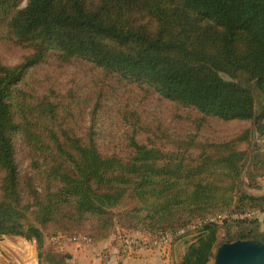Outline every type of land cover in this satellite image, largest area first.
<instances>
[{"label": "trees", "instance_id": "1", "mask_svg": "<svg viewBox=\"0 0 264 264\" xmlns=\"http://www.w3.org/2000/svg\"><path fill=\"white\" fill-rule=\"evenodd\" d=\"M19 3L0 0V44L22 52L13 65L0 58V237L34 240L43 264L67 259L43 247L46 229L63 226L55 235L71 237L76 233L68 234L66 225L87 222L96 227L92 241L114 234L115 220L153 236L183 229L173 239L184 245L180 264H208L220 230L218 245L264 244L254 219L206 220L264 207V196L239 189L249 153L247 186L258 188L257 178L264 179V142L251 145L264 140V0ZM74 63L97 72L98 88L106 81L146 86L195 131L172 135L127 105L120 137L95 129L94 111L85 122L87 97L82 102L77 90L37 78L53 64ZM239 74L253 89L237 82ZM210 120L251 121L252 127L214 140L200 131ZM16 150L31 173L19 172ZM192 224L197 235L188 239Z\"/></svg>", "mask_w": 264, "mask_h": 264}, {"label": "rangeland", "instance_id": "2", "mask_svg": "<svg viewBox=\"0 0 264 264\" xmlns=\"http://www.w3.org/2000/svg\"><path fill=\"white\" fill-rule=\"evenodd\" d=\"M27 0H20L19 8H22L26 5ZM22 56V52L14 49L10 46L0 44V58L3 63L8 65L16 64ZM47 73V74H46ZM97 72L92 68L86 65L79 63H74L72 65L65 66L63 68L59 67L56 64L50 66L48 70L38 71L37 78L45 86L56 85L61 90L66 89H75L78 94H81L82 102L87 97L88 104L85 107V122L90 123V114L92 111L95 113V129L111 131L115 134L116 137H120L121 134L126 130V125L124 120L121 118V110L124 105H127V110H133L141 118L144 123H148L155 126H160L162 129L168 130L172 135L181 136L188 132H194L196 126L189 120H186L185 116L178 109L174 108L170 103L163 101L156 93L146 89V86H129L122 84H112L109 81H106L107 86L98 88L97 80L94 79V75ZM93 80V82H92ZM237 82L240 84L253 89V86L248 82L247 78L243 74L237 76ZM58 83V84H56ZM112 87L111 89H109ZM78 88L81 91H78ZM102 93V97L97 99L98 92ZM257 101L261 102V97L255 93ZM95 99L97 103L95 104ZM252 127L251 121H232L228 123H220L216 120L208 121L204 127L200 129L204 138L214 139V140H223L228 139L238 132L249 129ZM264 140L254 138L253 143H263ZM246 145H243L240 149H246ZM15 161L18 167V170L21 174L31 173L29 167V160L25 159L23 154L16 150ZM251 163V154L249 153L248 157L243 161L242 164V175L241 182L239 185L240 191L251 194L253 196H264V179L257 178L256 182L258 188H249L247 186V180L245 178V173L249 169ZM264 208V207H263ZM256 209L253 211L252 220L254 219L258 232L264 231V214L262 209ZM117 213V210L115 211ZM115 225L112 227L114 234H130L132 229L129 228V224L121 225L115 220ZM63 227V226H62ZM61 226L49 227L45 230L43 235V247L47 250H51L54 253L60 255H65L64 246L54 247L49 244V238L56 233L54 230L62 229ZM65 230L69 231L68 234L73 233H83L87 235H92L91 231L96 230L95 225L91 223H85L84 225L78 224H69L65 226ZM197 232L193 229L191 234L187 236L188 239H195ZM224 232L219 231L217 235V244L213 249V254L208 262V264L213 263V255L215 250L221 240L224 238ZM3 238H8L10 240L19 241L20 246L17 247L15 244L11 243L8 245L13 248H9V252L5 254L6 264H43L41 259V251L37 243L34 240H26L23 237L16 235H2L0 237V242ZM178 243V242H177ZM172 245V244H171ZM172 250V249H171ZM177 249L173 252L172 257L165 256L168 258L166 261L163 258L162 252L157 250H152V255L150 260L145 264H180V255L178 256ZM143 255H146L142 251ZM176 256V258H174ZM133 258V257H132ZM128 260V264H132L134 260ZM140 263L143 261H139ZM138 262V263H139ZM66 263V262H65ZM127 264V263H126Z\"/></svg>", "mask_w": 264, "mask_h": 264}, {"label": "built area", "instance_id": "3", "mask_svg": "<svg viewBox=\"0 0 264 264\" xmlns=\"http://www.w3.org/2000/svg\"><path fill=\"white\" fill-rule=\"evenodd\" d=\"M253 213H225L220 216L208 217L206 220L221 224L223 221H244L252 219ZM199 225V224H198ZM195 225H189L186 229L191 231L195 229ZM184 230H179L176 234L169 232L161 233L158 235H150L147 232L134 231L130 234L121 235L118 239V245L114 252L102 251L97 256L99 258V264H126V262L132 258L136 251L142 247L148 250H157L160 252H166L170 249L173 243L174 236L181 235ZM73 244L76 246H85L93 244L92 239L83 233H76L71 237H65L63 235H53L49 238V244L54 247H62L66 244Z\"/></svg>", "mask_w": 264, "mask_h": 264}, {"label": "crops", "instance_id": "4", "mask_svg": "<svg viewBox=\"0 0 264 264\" xmlns=\"http://www.w3.org/2000/svg\"><path fill=\"white\" fill-rule=\"evenodd\" d=\"M119 234H112L109 238L101 241H93L91 245L85 246H76L73 244L64 245L65 252L67 254V259L65 260V264H99L98 254L102 251L105 252H114L118 245ZM178 242V243H177ZM11 243L15 244L17 247L20 246L19 241L10 240L8 238H3L0 242V264H6L5 254L9 252V248L13 250L12 247L8 246ZM172 249V250H171ZM177 249L179 259L181 261V257L184 252V245L180 241L173 242L170 249L166 252H162L163 258L168 261L167 256L172 257L173 252ZM142 251L146 253V255L142 254ZM152 251L142 247L136 251V253L132 256L131 260H134L132 264H145L148 260H150V256ZM166 256V257H165ZM176 258V256H174ZM143 261V262H139ZM139 262V263H138ZM128 264V261L126 262Z\"/></svg>", "mask_w": 264, "mask_h": 264}, {"label": "water", "instance_id": "5", "mask_svg": "<svg viewBox=\"0 0 264 264\" xmlns=\"http://www.w3.org/2000/svg\"><path fill=\"white\" fill-rule=\"evenodd\" d=\"M212 264H264V244L255 240H236L218 246Z\"/></svg>", "mask_w": 264, "mask_h": 264}]
</instances>
